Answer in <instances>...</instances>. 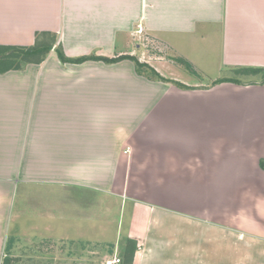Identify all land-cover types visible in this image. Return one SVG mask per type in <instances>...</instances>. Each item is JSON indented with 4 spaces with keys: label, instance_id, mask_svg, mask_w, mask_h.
<instances>
[{
    "label": "crops",
    "instance_id": "1",
    "mask_svg": "<svg viewBox=\"0 0 264 264\" xmlns=\"http://www.w3.org/2000/svg\"><path fill=\"white\" fill-rule=\"evenodd\" d=\"M145 35L164 53L150 65L184 87L137 71ZM36 45L40 62L0 72V264L24 238L117 251L131 239L126 264H264L261 73L206 90L183 72L264 69V0H0V46ZM223 87L235 114L248 109L232 139L208 126ZM180 119L203 136H180ZM100 194L127 208L124 239L100 223Z\"/></svg>",
    "mask_w": 264,
    "mask_h": 264
},
{
    "label": "rangeland",
    "instance_id": "2",
    "mask_svg": "<svg viewBox=\"0 0 264 264\" xmlns=\"http://www.w3.org/2000/svg\"><path fill=\"white\" fill-rule=\"evenodd\" d=\"M143 44H144V50L145 53L143 54L142 61H139L142 66V72L144 71L146 75L156 77L157 71L153 69V67L150 65L153 61L159 60L161 57L160 55H163L164 53L162 51H159L155 47L154 41L152 38H150L148 35H145V38H143ZM164 56V55H163ZM166 57V56H165ZM167 60H169V56L166 57ZM141 60V59H140ZM6 64V62H1V65ZM214 64H211L210 66H207L204 68V71L201 73L194 72L190 67H188L185 64V69H183L186 74H188V77L190 78V83H199L194 85L191 88L196 89H206L210 90L211 87L214 86L215 83H217L220 80H226L229 79V82L232 83H239L237 79L246 80V81H253L259 78L263 79V73H261V77H257V74H243L242 69L239 70H221L216 66H212ZM158 74V73H157ZM247 75V76H246ZM163 77L165 79V82H172V83H181L180 81H175L173 78ZM173 79V80H172ZM181 80V78H180ZM263 81V80H262ZM216 85V84H215ZM184 86V85H183ZM209 98L208 103L210 105L209 109V117L210 121L208 123L209 128L211 127L210 134L212 136H220L219 134L225 133L229 139L231 138V135H234V130L231 131V127L229 122H233L236 120L237 116V123L238 125H244L246 123L247 118L245 117V114L248 112V109L245 107L241 108L238 106L237 114L234 113L233 108V100L235 99V93L233 89L227 88H220L215 89L213 91L209 92ZM221 98V99H220ZM207 99V98H206ZM207 111V110H206ZM178 125H176V132L182 136L185 139H190L192 137H199L203 136L200 131L197 130H191V123L187 122L186 120L180 119ZM216 120V121H215ZM223 121H227V123H222V127L227 125L226 130L219 129L218 123ZM244 127V126H243ZM244 135V139L246 134ZM230 146V145H229ZM223 156V155H222ZM231 158L230 156H227ZM213 161V158H212ZM262 166H264V162L262 161ZM228 176V179H227ZM224 179V175L222 176ZM234 174L228 172L226 174L225 180L227 182H231L229 180H234ZM240 179V178H238ZM100 200L104 199V201H108L109 211H103L102 207L103 204H100V210L99 214L102 217L103 220H100V223L103 225L105 224L108 228V231L110 234L114 232V238H112V241L115 242L116 240L124 239L127 231V220H128V213L127 208H125V205H122L120 202H116V199L114 201H111L110 199H107L104 197V195L100 194ZM234 189L227 188V207H226V213L230 215V219H228V222H233V216H234ZM105 207V206H104ZM119 225V226H118ZM119 227L120 231L117 233V228ZM233 224L228 223L227 230V243L228 244H234L233 241ZM117 233V234H116ZM20 240V246L17 250L14 251L13 256L10 258V262L12 264H106V261L108 259L112 258H120L121 262L119 264H126L127 262V252H126V246L128 245V241L130 239L125 240L121 244V248L117 251L115 243L110 242H101L100 243H75L74 241H52L51 242H42L34 243L32 241H27L26 238L19 239ZM136 242V241H135ZM137 245V243H136Z\"/></svg>",
    "mask_w": 264,
    "mask_h": 264
},
{
    "label": "trees",
    "instance_id": "3",
    "mask_svg": "<svg viewBox=\"0 0 264 264\" xmlns=\"http://www.w3.org/2000/svg\"><path fill=\"white\" fill-rule=\"evenodd\" d=\"M49 48H41L39 45L32 46V47H20V46H0V72L6 71L11 68H20L23 64L27 63L28 61L36 60L40 62L42 60L41 55L47 53ZM61 58L63 61H73V62H81L86 59V57H81L77 59H69L65 57L62 53H60ZM116 59H107V61H115ZM6 62V64L1 65V62ZM190 69H192L191 65L186 63ZM142 64L136 60V68L137 71L140 73L142 72ZM243 73H252L258 74L263 73V83H264V69L263 68H245L242 69ZM156 75L163 79L159 74ZM165 80V79H163ZM227 80H220L217 83H222ZM178 85L184 87L181 83H177ZM137 248L136 242L133 240L128 241V245L126 246L127 252V261L130 262L133 259L135 250Z\"/></svg>",
    "mask_w": 264,
    "mask_h": 264
},
{
    "label": "built area",
    "instance_id": "4",
    "mask_svg": "<svg viewBox=\"0 0 264 264\" xmlns=\"http://www.w3.org/2000/svg\"><path fill=\"white\" fill-rule=\"evenodd\" d=\"M138 32L142 33L143 32V28L140 26V28L138 29ZM121 262L120 258H112V259H108L106 261V264H119Z\"/></svg>",
    "mask_w": 264,
    "mask_h": 264
}]
</instances>
